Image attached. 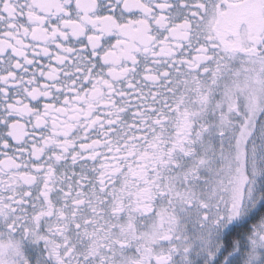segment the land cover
<instances>
[{"label": "snow or ice", "instance_id": "6c2138e0", "mask_svg": "<svg viewBox=\"0 0 264 264\" xmlns=\"http://www.w3.org/2000/svg\"><path fill=\"white\" fill-rule=\"evenodd\" d=\"M0 264H264V0H0Z\"/></svg>", "mask_w": 264, "mask_h": 264}]
</instances>
